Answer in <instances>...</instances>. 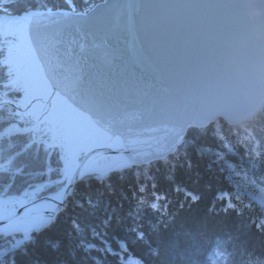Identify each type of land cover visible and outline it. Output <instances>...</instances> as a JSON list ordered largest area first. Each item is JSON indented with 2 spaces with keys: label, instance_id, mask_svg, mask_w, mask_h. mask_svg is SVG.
Returning a JSON list of instances; mask_svg holds the SVG:
<instances>
[{
  "label": "water",
  "instance_id": "obj_1",
  "mask_svg": "<svg viewBox=\"0 0 264 264\" xmlns=\"http://www.w3.org/2000/svg\"><path fill=\"white\" fill-rule=\"evenodd\" d=\"M255 5L264 0H104L86 16L63 9L3 15L22 21L16 48L42 90L24 107L3 98L0 104L20 114L40 105L37 124L62 104L106 139L84 148L58 191L0 218V232L37 219L29 234L46 227L84 177L164 160L190 127L218 120L238 125L258 116L264 109V14L251 11L264 8ZM13 127L34 131L16 123L9 131ZM105 158L109 167L93 171Z\"/></svg>",
  "mask_w": 264,
  "mask_h": 264
},
{
  "label": "trees",
  "instance_id": "obj_2",
  "mask_svg": "<svg viewBox=\"0 0 264 264\" xmlns=\"http://www.w3.org/2000/svg\"><path fill=\"white\" fill-rule=\"evenodd\" d=\"M4 4L0 0V8ZM7 7L9 12L0 16L69 9L66 0H7ZM82 9L87 11L85 0H72V11ZM8 78L0 95L18 104L21 94L7 91ZM0 109L5 116L12 114L11 124L32 125L10 106ZM32 138L21 133L3 141L0 161L10 160L3 177L5 183L14 177L10 195L22 196L28 185L52 182L34 200L63 185V165L58 150L47 147L45 139L29 145ZM260 186L264 113L239 127L217 122L191 129L175 155L159 162L102 180L87 176L45 230L19 247L13 246L26 233L10 234L0 240V251L6 262L14 255L15 264H257L264 253V207L248 192ZM215 237L220 239L213 245Z\"/></svg>",
  "mask_w": 264,
  "mask_h": 264
},
{
  "label": "rangeland",
  "instance_id": "obj_3",
  "mask_svg": "<svg viewBox=\"0 0 264 264\" xmlns=\"http://www.w3.org/2000/svg\"><path fill=\"white\" fill-rule=\"evenodd\" d=\"M31 11H29V12H31ZM29 12H25V13H29ZM25 13H23V14H25ZM22 24L23 23L20 20L15 19V20L10 21L9 19H6V18H2V19L0 18V25L3 26V32L0 33L3 36L2 47L5 49L2 62L4 65L8 66L7 72H8L9 78H8L7 85L9 88L7 87V91L13 90L15 93H16V91L19 92L21 94L20 100H19L20 104L26 105L27 102H29V99H31V97L37 96L41 92L42 87L41 86H35L33 84V82L30 80V78L28 77V74H27L29 61H27L26 59H23V57L21 55L22 54L21 50L16 48L21 43ZM1 97H3V96L0 95V100H1ZM34 109L35 108H32L30 110L32 112H26L24 114L25 116L24 115L22 116L21 121L23 123H27V121H30L33 123L35 120L39 119L38 117L41 115V112L38 113V110L36 109V113H35ZM61 125H62V123H61ZM43 126L44 127H42L43 128L42 131L37 132L36 139L32 138V140H30V142H29V145L35 143L36 140L43 142V140H41V139H45V143H47V145L49 144V146L52 150H54V151L59 150V153H61L60 158H62L64 164H66L67 157H68V147L65 146L64 141L62 139V135L59 134L58 131L56 132L55 135H53V133H51V132L47 135V132L50 131V130L47 131V129H49V126H48V124H44ZM56 130H58V129H56ZM96 131L99 133L98 130H96ZM43 136H45V137H43ZM182 142H183V139L181 140L180 145L175 150V152L171 156H168L167 158H170L173 155H175L177 150L180 148ZM75 154L78 155V157H79L80 153L78 152ZM74 163H75V165L72 166V171L74 170V168L76 166V163H77L76 160L74 161ZM107 165H108V163L106 160H101L96 165L95 168L97 170V169L103 168L104 166H107ZM56 182H58V181H56ZM51 184H52L51 181H45L41 184L28 185L27 186L28 188L25 189V191H23V194H22L23 201L30 202V200H32L35 195L39 194L42 191L41 190L42 188L44 189L47 186H50ZM248 193H250L249 198H251L256 203L261 201L259 205L264 207V187L260 186L259 188H257V190L255 192L251 193L249 191ZM22 196H20V197H22ZM257 198L259 201L257 200ZM18 199H19V196H13V195H8L6 199L0 198V217L3 216L7 212V210L15 208V205L18 203ZM62 211H63V209H61L60 212H62ZM60 212L56 216H58L60 214ZM31 224H33V223L22 222L19 224V226H17V228L15 230L21 229L23 231L22 228H28ZM26 230H28V229H26ZM26 230H24V231H26ZM23 233H25V232H23ZM32 234L33 233H31V235Z\"/></svg>",
  "mask_w": 264,
  "mask_h": 264
},
{
  "label": "snow or ice",
  "instance_id": "obj_4",
  "mask_svg": "<svg viewBox=\"0 0 264 264\" xmlns=\"http://www.w3.org/2000/svg\"><path fill=\"white\" fill-rule=\"evenodd\" d=\"M66 2L69 5V10H72V0H66ZM87 3V11L85 10H80L78 12V15H84L86 16L89 11L93 10L95 5L94 0H85ZM256 7L264 8V5H255ZM28 10L25 9V12ZM9 12V9L7 7V0H5V4L2 8H0V13L7 14ZM3 32V26L0 25V33ZM3 39L2 34H0V40ZM4 57V50L0 48V60H2ZM7 65L0 64V89H2L6 83L5 77L8 75L7 72ZM11 115L9 114L8 116L4 115L3 109H0V145L3 144V141L5 140H11L14 136L20 135L21 133L19 132H12L9 131V128L12 126L10 123L11 120ZM2 150V149H0ZM4 163L3 161H0V197L6 199L8 195L12 193L13 187H14V177L10 176L9 180L7 183L4 182V173H5V168L3 167ZM100 180L103 179V177L99 178ZM43 190V188L41 189ZM195 199V197H193ZM155 207V205H153ZM5 222L3 220H0V226H2ZM45 230L44 228L36 229L32 235H23V239H17L15 242V245L13 247H19L25 242H30L33 238L34 235H38L40 231ZM9 233L5 232H0V240L5 238L6 236H9ZM0 248H2V245H0ZM4 252L0 251V264H15V256L12 255L9 257L8 261L6 262L4 259ZM131 262V261H130ZM133 264H138L137 261H134Z\"/></svg>",
  "mask_w": 264,
  "mask_h": 264
},
{
  "label": "bare ground",
  "instance_id": "obj_5",
  "mask_svg": "<svg viewBox=\"0 0 264 264\" xmlns=\"http://www.w3.org/2000/svg\"><path fill=\"white\" fill-rule=\"evenodd\" d=\"M96 5V4H95ZM43 10H45V9H43ZM60 10V9H59ZM63 10H68V11H72V10H69V9H63ZM73 12H75V11H73ZM23 15V14H22ZM20 16V15H19ZM53 106H56V107H61V105H59V104H54ZM67 111L69 112V114H74V112H73V110L71 109V108H68L67 109ZM264 113V109L260 112V114H263ZM259 114V115H260ZM75 115V114H74ZM75 117H76V121H75V129H79V130H84L85 131V134L84 135H81L80 136V138H78V141L81 143V145H84V146H88L90 143H92L94 146H96V144H98V143H101V142H103L105 139H106V137L104 136V134L103 133H98L97 131H95V129H94V127H92L91 125L89 126V125H87V124H85V126H83L81 123H80V115H75ZM257 116H255L252 120H250V121H248V122H251V121H253L255 118H256ZM71 118H72V116H71ZM217 122H223V121H220V120H218V121H215L213 124H215V123H217ZM248 122H243V123H240V124H238V125H231V124H228V123H224L225 125H227L228 127H239V126H241V125H245L246 123H248ZM209 128V127H208ZM191 129H194V130H203V129H205V128H197V127H190V128H188L187 129V132L189 131V130H191ZM236 129V128H235ZM235 129H233V130H235ZM244 130H241V132H243ZM187 132H186V134H187ZM253 133H255V131H252ZM186 134H185V136H186ZM185 136H184V138H185ZM88 137H89V139H88ZM183 138V139H184ZM76 144L78 143V142H75ZM102 144V143H101ZM244 144H247L246 142H244ZM256 145H252V147H255ZM105 159H108V161H107V163L110 161V158H105ZM166 159V158H165ZM66 163L67 164H69L70 163V161L69 160H67L66 161ZM154 162H151V163H149V164H153ZM148 165V164H147ZM109 167V165H107V166H104L102 169H101V172H104L107 168ZM94 168V166L92 167V169ZM97 174V173H96ZM70 173L68 172V174H67V176L66 177H62L61 178V180H62V182L64 181V182H66L68 179H69V177H70ZM231 178V177H230ZM103 179H105V178H103ZM232 179V178H231ZM21 205L20 204H17V205H15V208H13V209H16V208H19ZM12 209H10V210H8V211H11ZM2 217H4V216H1L0 218H2ZM15 229V226L13 225V226H11L9 229H7L6 230V232H8V231H12V230H14ZM218 239H220L219 237H215L214 239H213V241H212V244L213 245H215L216 243H217V241H218Z\"/></svg>",
  "mask_w": 264,
  "mask_h": 264
},
{
  "label": "flooded vegetation",
  "instance_id": "obj_6",
  "mask_svg": "<svg viewBox=\"0 0 264 264\" xmlns=\"http://www.w3.org/2000/svg\"><path fill=\"white\" fill-rule=\"evenodd\" d=\"M18 70H19V69H18ZM36 109H37V108L34 109V110H35V111H34L35 113H36ZM37 110H38V109H37ZM31 112H32V111H31ZM39 112H40V111L38 110V113H39ZM61 123H62V119L58 118L57 121H56V124H57V127H58V128L61 127V126H60ZM60 134L62 135V139H63V141H64L65 146H67V144L65 143V138H64V130H63V132H60Z\"/></svg>",
  "mask_w": 264,
  "mask_h": 264
},
{
  "label": "clouds",
  "instance_id": "obj_7",
  "mask_svg": "<svg viewBox=\"0 0 264 264\" xmlns=\"http://www.w3.org/2000/svg\"><path fill=\"white\" fill-rule=\"evenodd\" d=\"M251 14L252 15H262V14H264V9H256V8H254V9H252Z\"/></svg>",
  "mask_w": 264,
  "mask_h": 264
}]
</instances>
